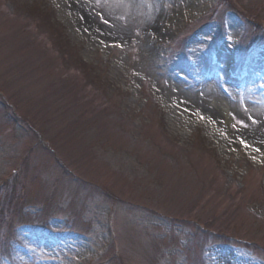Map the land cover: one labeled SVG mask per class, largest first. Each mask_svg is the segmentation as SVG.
<instances>
[{"label": "rangeland", "instance_id": "obj_1", "mask_svg": "<svg viewBox=\"0 0 264 264\" xmlns=\"http://www.w3.org/2000/svg\"><path fill=\"white\" fill-rule=\"evenodd\" d=\"M119 2L0 0V264H261L264 0Z\"/></svg>", "mask_w": 264, "mask_h": 264}, {"label": "bare ground", "instance_id": "obj_2", "mask_svg": "<svg viewBox=\"0 0 264 264\" xmlns=\"http://www.w3.org/2000/svg\"><path fill=\"white\" fill-rule=\"evenodd\" d=\"M119 1H120L119 3L121 4L119 10L123 12V6H127L128 0H119ZM155 22L154 24H151L152 22L150 20V22H148L149 27L153 29L156 26ZM115 31L116 30H114L113 33H116ZM119 33L121 34L122 32H119ZM120 34H115V35H120ZM213 81L214 80L209 82L206 89L200 96L198 95L199 98L198 96L197 98H194L193 96L189 95V93H186L187 96L185 97V99L187 101H186V105L184 106L186 107V109L202 113L209 120H215L216 118L214 110H213L214 108L218 110L219 115L226 117V120H227L228 107L224 102H220V99H219L220 96L216 89L217 88L216 83ZM247 82L248 80L245 83L246 85H248ZM212 100H214V102L211 105L206 104ZM256 100H257L256 106L251 105L252 109H250V111L254 113L256 119L257 117H259L258 123L257 122L255 123V127H258L256 128L258 130H256L252 134H249L250 135L249 137H251L250 141H252V143L255 146H260L263 143V137H261V134L259 132L264 129V99H256Z\"/></svg>", "mask_w": 264, "mask_h": 264}, {"label": "trees", "instance_id": "obj_3", "mask_svg": "<svg viewBox=\"0 0 264 264\" xmlns=\"http://www.w3.org/2000/svg\"><path fill=\"white\" fill-rule=\"evenodd\" d=\"M31 8H33L34 10H36L37 9V7H35V6H32ZM44 12H45V15L47 16L48 14H47V11L46 10H44ZM119 95H120V93H118Z\"/></svg>", "mask_w": 264, "mask_h": 264}]
</instances>
